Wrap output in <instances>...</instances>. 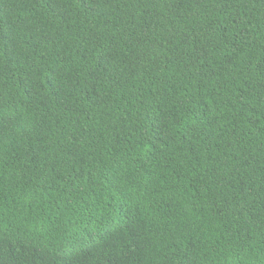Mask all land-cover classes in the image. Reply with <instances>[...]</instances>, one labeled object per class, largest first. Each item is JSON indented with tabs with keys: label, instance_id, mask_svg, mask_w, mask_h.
<instances>
[{
	"label": "trees",
	"instance_id": "1",
	"mask_svg": "<svg viewBox=\"0 0 264 264\" xmlns=\"http://www.w3.org/2000/svg\"><path fill=\"white\" fill-rule=\"evenodd\" d=\"M0 264H264V0H0Z\"/></svg>",
	"mask_w": 264,
	"mask_h": 264
}]
</instances>
